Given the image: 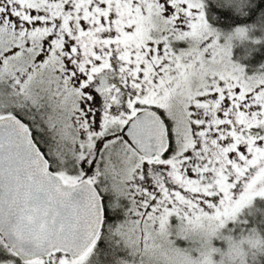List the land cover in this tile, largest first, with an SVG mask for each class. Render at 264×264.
<instances>
[{"label": "snow or ice", "instance_id": "snow-or-ice-1", "mask_svg": "<svg viewBox=\"0 0 264 264\" xmlns=\"http://www.w3.org/2000/svg\"><path fill=\"white\" fill-rule=\"evenodd\" d=\"M0 264H264V0H0Z\"/></svg>", "mask_w": 264, "mask_h": 264}, {"label": "rangeland", "instance_id": "rangeland-1", "mask_svg": "<svg viewBox=\"0 0 264 264\" xmlns=\"http://www.w3.org/2000/svg\"><path fill=\"white\" fill-rule=\"evenodd\" d=\"M242 54H243L242 50L238 49L237 52H236V55L239 56V55H242Z\"/></svg>", "mask_w": 264, "mask_h": 264}]
</instances>
